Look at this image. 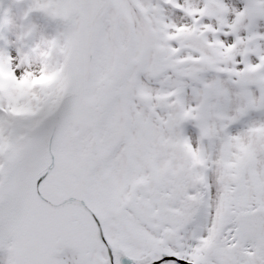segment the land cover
I'll list each match as a JSON object with an SVG mask.
<instances>
[{
  "label": "snow or ice",
  "instance_id": "1",
  "mask_svg": "<svg viewBox=\"0 0 264 264\" xmlns=\"http://www.w3.org/2000/svg\"><path fill=\"white\" fill-rule=\"evenodd\" d=\"M117 7L129 32L90 64L84 41L66 74L0 56V264H264V123L227 132L264 107V0Z\"/></svg>",
  "mask_w": 264,
  "mask_h": 264
},
{
  "label": "clouds",
  "instance_id": "2",
  "mask_svg": "<svg viewBox=\"0 0 264 264\" xmlns=\"http://www.w3.org/2000/svg\"><path fill=\"white\" fill-rule=\"evenodd\" d=\"M14 2L18 5H27L19 16L20 35L18 39L25 44L31 39L34 31L33 26L25 24L29 15L38 14L51 24L58 26V30L50 39H41L29 49L31 53L38 52L44 67L54 70L57 74L68 72L81 41L86 42L83 61L90 64L99 49L105 47L113 50L119 49V35L127 34L130 28L127 18L121 14L117 7V0H73L77 7L69 15L57 12L51 7L59 0H14ZM243 2L247 3V0H243ZM129 3H133V0H129ZM44 5H48V7H44ZM142 24L145 38L152 40L153 36L149 25L144 21ZM126 43L129 47L132 46L130 39ZM148 51L153 56L159 55L154 49H148ZM113 59H126V57L122 52H118ZM202 75L224 81L233 90V106L235 109L240 107L244 98L239 95L240 86L235 83L234 77L230 73L208 71ZM181 79L184 78L181 77ZM184 84L189 90L196 86V82L190 78L184 79ZM249 112L264 115V107L249 108L240 113L238 118ZM205 143L210 142L205 141Z\"/></svg>",
  "mask_w": 264,
  "mask_h": 264
},
{
  "label": "bare ground",
  "instance_id": "3",
  "mask_svg": "<svg viewBox=\"0 0 264 264\" xmlns=\"http://www.w3.org/2000/svg\"><path fill=\"white\" fill-rule=\"evenodd\" d=\"M224 2L230 8H235L237 10H240L239 8H243V6H244L243 0H224ZM26 7H27V5H18L17 3L14 2V0H0V35L7 33L8 34V40L10 42H12L11 47L13 46V48L15 46V43H17L18 35L20 33L19 16L22 14V12L25 10ZM28 17L29 18L31 17L33 19L38 20L37 21L38 26H37L36 31L40 32L43 35L45 40L50 39L52 37V35L58 30L57 25L51 24L45 18L41 17L38 14L33 13V14L29 15ZM171 18L176 19L175 16H172ZM232 18L233 17L231 15H229V20H231ZM258 26H259V28L261 27V29L264 30V21H261V25H258ZM46 28H49V31ZM8 29L10 32H8ZM43 30H46V33ZM2 43H3V40L0 36V53H1V50L3 49ZM36 44H37V42H34V45L32 47H34ZM23 51L24 50H22L18 53H23ZM4 55H5V53H4ZM29 55H31V57L33 56V58L32 59H30L31 57L27 58ZM0 56H3V55L0 54ZM23 58H24V60L29 59V60H27L29 68H30L29 71L35 72V71H39L40 69L44 68L43 61L40 58L38 52L35 54L31 53V52L23 53ZM12 60H15V64L17 65L16 67H20L19 64L21 63V61L19 60L18 57L14 56V58ZM188 100L191 102L190 91L188 93Z\"/></svg>",
  "mask_w": 264,
  "mask_h": 264
},
{
  "label": "rangeland",
  "instance_id": "4",
  "mask_svg": "<svg viewBox=\"0 0 264 264\" xmlns=\"http://www.w3.org/2000/svg\"><path fill=\"white\" fill-rule=\"evenodd\" d=\"M239 9L242 10L243 8H239ZM37 21H38L37 19H33L31 17L30 18L27 17V19L25 21V24L26 25H31L34 28V31L32 33V37H31V39L29 41H27L26 44L24 42H22L21 40L18 39L17 40V43H15V46L13 48V46L11 47L12 42H10L8 40V34L7 33L6 34L4 33V34H1L0 35L1 38H2V40H3V43H2L3 44V49L1 50V53L0 54L3 55V56L8 57V59L10 61L14 58V56L15 57H18L19 60L21 61V63L19 65L25 71H29L30 68H29L28 61H27L29 59L24 60L23 53H26V52L29 53L30 52L29 49L32 48V46L34 45V42H37L38 43L41 39H44L43 35L40 32H37L36 31L37 26H38V22ZM258 25H261V21L258 22ZM46 29L49 31V28H46ZM43 31L46 33V30H43ZM257 31H259L261 33H264V30H262L261 27L259 28V26L257 28ZM8 32H10L9 29H8ZM19 35H20V33H19ZM19 35H18V37H19ZM240 35L243 36V35H246V34L242 31L240 33ZM232 39L233 38L229 37L228 38L229 42H231ZM22 50H24L23 53H18V52H20ZM4 53H5V55H4ZM13 53H15L14 56H13ZM29 57H31V55H29L27 58H29ZM32 58H33V56L30 59H32ZM238 59H239V57H238ZM249 59L253 63L256 62V58L254 56L253 57H249ZM16 66H17L16 64L12 65V67H14V68ZM40 71H41V69L39 71H35L33 73H37L38 74ZM228 109H227L228 114H230V115L231 114H234V112H235V107L234 106H229ZM260 123H264V115H261V114L256 113V112H249L246 115L241 116L237 120H235L229 126V128L227 129V132H228L229 135H238V134L246 131L249 127L254 126V125H258ZM184 126H183V130H184L183 132H184V134L186 136H188L190 138V140L195 144L196 141L198 140V136H199L198 129L191 122L185 123ZM209 150L210 151H215V149L213 147H210Z\"/></svg>",
  "mask_w": 264,
  "mask_h": 264
}]
</instances>
